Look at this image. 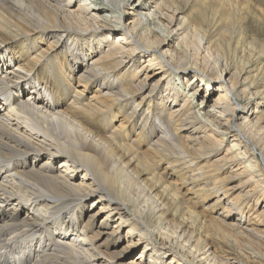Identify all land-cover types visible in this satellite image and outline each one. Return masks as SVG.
Here are the masks:
<instances>
[{"label":"bare ground","instance_id":"bare-ground-1","mask_svg":"<svg viewBox=\"0 0 264 264\" xmlns=\"http://www.w3.org/2000/svg\"><path fill=\"white\" fill-rule=\"evenodd\" d=\"M263 5L0 0V264H264Z\"/></svg>","mask_w":264,"mask_h":264},{"label":"rangeland","instance_id":"rangeland-1","mask_svg":"<svg viewBox=\"0 0 264 264\" xmlns=\"http://www.w3.org/2000/svg\"><path fill=\"white\" fill-rule=\"evenodd\" d=\"M262 10H263V12H264V5L262 6ZM261 12V11H260ZM186 16H189L190 17V20H191V22L193 23V24H198V25H202V26H204L205 27V29L206 30H209V31H211V32H213V34H211L210 35V38L211 39H213V40H215V39H218L219 38V36L221 35V34H216L218 31H216L215 30V28H212L208 23H204L203 22V18H202V16L200 15V12H199V10H198V6H193V7H191V9H188V11L186 12ZM259 19V18H258ZM252 20V19H251ZM255 26H253V28L255 29V31L256 32H258V35H255V38H258V41L259 42H261V44L264 42V21H260L259 20V23H255L254 24ZM99 40H101L100 42L102 43L103 41H105V40H103L102 39V37H99ZM95 41H96V39H95ZM0 43H2V39H0ZM40 45H42V46H47V43L48 42H46V41H40V42H38ZM95 44H96V42H95ZM216 45H217V43H215ZM226 50L228 51V49H227V47H226ZM64 50L62 49V52H63ZM7 55H8V57H9V60L11 59V57H10V54L9 53H7ZM141 62H143V60H141ZM1 63V62H0ZM132 67L131 68H133V65H131ZM208 80V79H207ZM209 82L211 83V81L209 80ZM228 85H230V84H228ZM30 90V87H27V91H26V93L24 94V97H25V100L26 99H28V98H30V93H32L31 91H29ZM92 93V92H91ZM216 96H218V92L216 93V94H214V97H216ZM160 122H163V119L162 118H159L158 119ZM237 143V141L236 140H234V142L233 141H230V140H228L227 141V144H228V146H230V144H232V143ZM149 143V142H148ZM148 143H147V145H143V146H146V147H148ZM136 146V145H135ZM226 151H223V152H221L219 155H224V154H226L225 153ZM181 177L182 176H177L176 178L179 180V181H181ZM242 179L241 178H237V179H235V183L236 182H240ZM185 190H188V189H181V191H182V193L185 191ZM190 194L189 195H196V193H195V189H191L190 191ZM207 194H205V195H202V197L200 196V195H196V197H194V198H192L193 199V201H195V206L196 207H198L197 209L198 210H202L203 208H205L206 206H207V204H208V202H209V200L207 199ZM92 199V196L90 197V200ZM193 201H191V202H193ZM15 208V207H14ZM6 211H9V212H11V213H13V212H16V210H14V209H5ZM210 213H212V211L213 210H208ZM104 216V214H100L98 217H97V219H96V224H100L101 222H102V217ZM104 224H105V222H104ZM115 224V223H114ZM114 224H112V225H110L109 227H107L106 228V230L107 231H111L113 228H114ZM229 232H230V230H229ZM231 232H232V230H231ZM118 233H120V232H118ZM121 235H123V237H120L119 239L121 240V242H120V244H119V246H124L125 244H128L129 243V239H128V236H126V233H125V231H123V232H121ZM221 237H219V235L216 233V231L214 230V228L213 229H210V240L211 241H214V242H216V243H220V246H222L223 247V251H226V253L227 254H230V256H237V251H236V248L235 247H230V246H228V245H226L225 244V241L221 238ZM30 239H35V242H34V246L36 247V248H38L39 246H38V242L36 243V241L38 240L37 239V236H36V238H35V236H33V237H31ZM37 239V240H36ZM72 240L71 241H75L76 240V236H72V238H71ZM39 241V240H38ZM24 246H25V244H23ZM34 246H33V249H34ZM127 247H128V250L126 251L127 253H125V254H127V257H125V259L124 260H122V261H127V260H129L133 255H132V253L133 254H141L140 253V251L139 250H141L139 247H137L136 245H133V246H129V245H127ZM115 248H118V247H115ZM32 248L30 247H27V251L28 252H33V250H31ZM231 252V253H230Z\"/></svg>","mask_w":264,"mask_h":264}]
</instances>
